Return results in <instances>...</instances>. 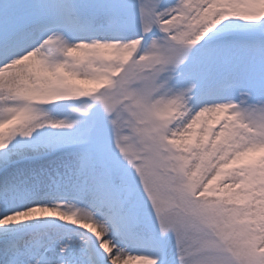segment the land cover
Segmentation results:
<instances>
[{"label": "snow or ice", "instance_id": "1", "mask_svg": "<svg viewBox=\"0 0 264 264\" xmlns=\"http://www.w3.org/2000/svg\"><path fill=\"white\" fill-rule=\"evenodd\" d=\"M121 261L264 264V0L0 2V264Z\"/></svg>", "mask_w": 264, "mask_h": 264}, {"label": "rangeland", "instance_id": "2", "mask_svg": "<svg viewBox=\"0 0 264 264\" xmlns=\"http://www.w3.org/2000/svg\"><path fill=\"white\" fill-rule=\"evenodd\" d=\"M0 2H2V0H0ZM131 255H136V253H132ZM121 264H123V261H121Z\"/></svg>", "mask_w": 264, "mask_h": 264}]
</instances>
